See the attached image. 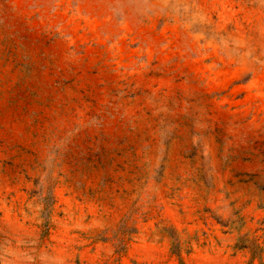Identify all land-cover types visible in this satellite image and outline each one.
Listing matches in <instances>:
<instances>
[{"label": "rangeland", "instance_id": "1", "mask_svg": "<svg viewBox=\"0 0 264 264\" xmlns=\"http://www.w3.org/2000/svg\"><path fill=\"white\" fill-rule=\"evenodd\" d=\"M0 264H264V0H0Z\"/></svg>", "mask_w": 264, "mask_h": 264}]
</instances>
